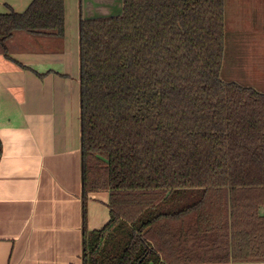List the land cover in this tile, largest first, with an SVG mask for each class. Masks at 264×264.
Segmentation results:
<instances>
[{
	"label": "trees",
	"instance_id": "16d2710c",
	"mask_svg": "<svg viewBox=\"0 0 264 264\" xmlns=\"http://www.w3.org/2000/svg\"><path fill=\"white\" fill-rule=\"evenodd\" d=\"M62 38L64 0L0 15ZM224 0H122L80 21L82 193L109 222L82 264L264 262V95L221 79Z\"/></svg>",
	"mask_w": 264,
	"mask_h": 264
},
{
	"label": "crops",
	"instance_id": "0c3cea01",
	"mask_svg": "<svg viewBox=\"0 0 264 264\" xmlns=\"http://www.w3.org/2000/svg\"><path fill=\"white\" fill-rule=\"evenodd\" d=\"M32 2L0 0V15ZM121 13L122 0H64L62 38L17 31L0 48V264H82L85 234L109 222L108 192L82 211L79 31ZM224 25V78L264 95V0H224Z\"/></svg>",
	"mask_w": 264,
	"mask_h": 264
},
{
	"label": "rangeland",
	"instance_id": "374dc122",
	"mask_svg": "<svg viewBox=\"0 0 264 264\" xmlns=\"http://www.w3.org/2000/svg\"><path fill=\"white\" fill-rule=\"evenodd\" d=\"M222 72H221V79L222 80H224V81H226V79L224 78V76L223 75H225V70H224V63H223V65H222V70H221ZM236 84H241L240 82H237Z\"/></svg>",
	"mask_w": 264,
	"mask_h": 264
}]
</instances>
